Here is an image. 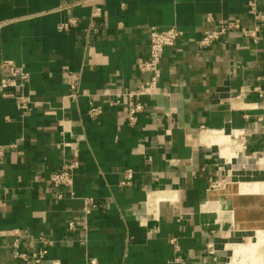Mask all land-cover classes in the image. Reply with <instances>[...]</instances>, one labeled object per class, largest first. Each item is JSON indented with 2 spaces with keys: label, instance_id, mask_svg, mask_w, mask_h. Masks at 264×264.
I'll return each instance as SVG.
<instances>
[{
  "label": "crops",
  "instance_id": "0c3cea01",
  "mask_svg": "<svg viewBox=\"0 0 264 264\" xmlns=\"http://www.w3.org/2000/svg\"><path fill=\"white\" fill-rule=\"evenodd\" d=\"M249 2L264 11V0H0V79L4 61L28 75L0 87V264H222L227 244L264 231V192L236 191L264 183L253 160L239 171L245 158L264 157V33L253 43L230 32L197 48L208 16L249 29ZM171 27L182 36L163 50L157 93L140 99L128 125L126 101L109 103L147 79L138 65L150 29ZM90 105L101 110L95 119ZM233 131L246 134V150L227 165L239 148ZM70 162V186L48 183ZM127 169L131 184L120 187ZM170 192L175 203L146 207ZM85 197L95 201L87 216Z\"/></svg>",
  "mask_w": 264,
  "mask_h": 264
},
{
  "label": "built area",
  "instance_id": "2783aa9c",
  "mask_svg": "<svg viewBox=\"0 0 264 264\" xmlns=\"http://www.w3.org/2000/svg\"><path fill=\"white\" fill-rule=\"evenodd\" d=\"M94 0H84V2H90ZM83 2V1H81ZM248 13L252 22V26L249 29H245L242 27L239 19L232 18L226 20H219L217 22L210 16L206 17L205 22L207 24V28L203 31L200 39L197 42V48L199 50H205L210 48L215 42L220 40L223 36L230 32H238L241 36L246 39L251 40L253 43H257L261 33H264V11H261L257 8L255 2H249L247 4ZM99 12V9H95L93 15L96 16ZM68 27V23L60 24L57 27L58 31H63ZM182 36V32L175 27L168 28L166 30H157L155 28H151L149 31V54L146 61L140 63L138 65V71L142 74H147L148 77L143 82V84L127 93L116 94L113 99L110 101V106H119L123 101H126V123L128 125H134L137 121V115L142 111L143 106L140 102V99L144 96H152L157 93V81L160 77V69L159 64L162 58V53L165 48L172 47L176 41ZM1 67L7 71V75L0 79V87L4 91H9L10 89L19 86L21 87V82H24L28 75L21 69L17 68L11 61H4L1 63ZM20 82L19 84L17 82ZM66 84L68 86V98L71 100H75L79 93V76L76 73L70 72L66 76ZM15 99L20 103V108L22 110L27 109V100L22 97V95H12ZM17 96V97H16ZM101 114V110L97 107H90L87 110V116L90 119H95ZM232 138L233 144L239 145L237 151H235V155L231 157L229 160L223 158V161L227 165H231L232 160L238 159L239 155L244 153L246 150V134L243 131H233L229 135ZM253 160V164L256 167H262L264 170V157H257L256 155H252L249 158H245L243 163L240 166L239 171L247 170L249 165V161ZM77 168V163L70 162L64 163L61 166V169L52 174L49 177L48 183H50L54 187L65 186L68 187L72 183L74 171ZM236 172V171H235ZM233 171L229 170L227 177L235 178L237 183H239L240 175H235ZM133 173L130 169L124 171L123 179L119 183L120 187H126L131 184ZM221 183H214L211 188L217 189L219 188ZM159 201H168L170 203H175V195L172 192L168 194H164L160 198H158L153 204H147L146 207H153L156 209V203ZM83 206V213L85 216L89 215L91 209L95 207V201L92 198H82L81 199ZM69 229H73L75 224L69 223ZM171 244L174 242L171 241ZM45 254L44 250H40L35 254H32L31 259L38 261ZM21 259H26L27 256L24 254H17V256ZM94 263V261H91Z\"/></svg>",
  "mask_w": 264,
  "mask_h": 264
},
{
  "label": "bare ground",
  "instance_id": "6f19581e",
  "mask_svg": "<svg viewBox=\"0 0 264 264\" xmlns=\"http://www.w3.org/2000/svg\"><path fill=\"white\" fill-rule=\"evenodd\" d=\"M225 136V135H224ZM227 145V144H226ZM224 146V145H223ZM222 154V153H221ZM236 191L241 192H264V183L248 182L239 183L236 185ZM240 195V194H238ZM245 195V194H244ZM259 195V194H258ZM234 196V195H233ZM260 196V195H259ZM236 197V196H235ZM241 197V195H240ZM248 197V196H247ZM245 197V198H247ZM244 198V200H245ZM242 199V198H241ZM243 200V199H242ZM257 200V199H256ZM261 200V199H260ZM259 200V201H260ZM243 202V201H242ZM250 202V200H249ZM216 203V202H215ZM218 203V202H217ZM245 203V202H244ZM253 203V202H252ZM255 204V203H254ZM209 205V204H208ZM233 205V204H232ZM242 204L241 206H243ZM250 205V204H249ZM252 205V204H251ZM257 205V201L256 204ZM238 206V205H237ZM236 207V206H235ZM248 207V206H247ZM251 209V208H250ZM255 209V208H254ZM210 210V209H209ZM247 210V209H246ZM245 211V210H244ZM251 211V210H250ZM248 212V211H247ZM246 212V213H247ZM232 213V212H231ZM238 213V212H236ZM250 215L249 213H247ZM238 216V214H237ZM248 225V224H247ZM252 225V224H251ZM250 225V227H251ZM259 226V225H258ZM249 228V227H246ZM251 229V228H250ZM254 240L248 239L247 244H229V249L232 252L233 264H264V231L256 232ZM234 241V239H233ZM227 246V247H228ZM226 248V247H225Z\"/></svg>",
  "mask_w": 264,
  "mask_h": 264
},
{
  "label": "rangeland",
  "instance_id": "374dc122",
  "mask_svg": "<svg viewBox=\"0 0 264 264\" xmlns=\"http://www.w3.org/2000/svg\"><path fill=\"white\" fill-rule=\"evenodd\" d=\"M251 240H254L253 239V236H252V239ZM248 242V239H244V240H238V241H235V244H238V245H245L247 244ZM229 244H227L225 247L226 250H229V252L227 253L226 255V258L223 260V263L222 264H233V256H232V252L230 251L229 249ZM228 246V247H227Z\"/></svg>",
  "mask_w": 264,
  "mask_h": 264
}]
</instances>
